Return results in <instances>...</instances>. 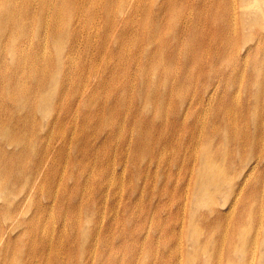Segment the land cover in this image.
Masks as SVG:
<instances>
[{
    "label": "rangeland",
    "instance_id": "374dc122",
    "mask_svg": "<svg viewBox=\"0 0 264 264\" xmlns=\"http://www.w3.org/2000/svg\"><path fill=\"white\" fill-rule=\"evenodd\" d=\"M228 168L227 191L200 181ZM246 193L262 214L264 0H0V264H87L97 247L91 262L121 264L100 257L110 219L156 261L199 264L193 228H244ZM257 236L227 259L264 264Z\"/></svg>",
    "mask_w": 264,
    "mask_h": 264
},
{
    "label": "bare ground",
    "instance_id": "6f19581e",
    "mask_svg": "<svg viewBox=\"0 0 264 264\" xmlns=\"http://www.w3.org/2000/svg\"><path fill=\"white\" fill-rule=\"evenodd\" d=\"M65 4V3H64ZM63 4V5H64ZM14 6L8 2L3 6V10H14ZM58 10V9H55ZM233 169L228 168L227 172H220V173H213L211 176L207 178H203L200 181H202L206 186L210 188H214L217 192L227 191V187L224 185V183H230L231 177H229V173H231ZM251 171L250 169L248 170ZM248 179L246 178V175H240L237 178V175L234 178V181L232 185H230V190L232 189V186L239 187L245 184V182ZM219 181H221L219 183ZM256 185L259 187L261 186V183L258 182ZM234 187V188H235ZM234 190V189H233ZM256 190V186H255ZM261 195V193H260ZM257 196L255 193L250 194L246 193V197L244 200V203L242 205V211L247 212V218L245 219V222L247 226H244V228L241 229L239 226H233L232 225V219L229 217H226L225 220L222 222L221 225V233L218 236L219 239L212 237L211 239H202V234L200 231L199 226H195L193 230L197 233L196 239H200L203 241L202 244V253L198 254L199 256V264H249L245 261V259L241 256H236L234 258V263L232 258L227 259L226 254V248L227 246L231 247L233 245V241L236 243V247L234 248V252L237 253L241 251V253H249L251 248L254 247L255 243L257 242L258 236L260 233L264 236V212L261 214L260 207H262L263 202H257V199L262 196ZM236 199V198H235ZM124 198L120 199V203H123ZM215 201V193H207L205 195V201L202 203L203 206L208 207L211 203H214ZM237 201H233L232 203L228 204L225 210L227 211H237V207L235 206ZM121 210V209H120ZM211 209H207L204 212V219L202 220V224H205L206 228L210 226V222L207 219V217H213L215 216L214 213H211ZM223 211V210H222ZM263 216L262 221L260 222L259 228L262 229V231H259L256 227V224L258 222V219L260 216ZM237 225H243L238 218L235 222ZM112 219L109 220L108 225H112ZM107 226L105 227V224L103 223L101 226V231H98L97 233V240L99 242L101 232L105 234L103 238V242H106L108 248H104V252L100 255L102 259L105 261V263H121V264H130V258H132L133 264H170L165 259L160 261H156L157 258V252L152 250L151 248L146 251L147 247V240H145V236L141 237L142 240H137L134 238L128 239L126 241H121V237H114L112 234L108 236L109 232L107 231ZM100 228V227H97ZM128 230V228H125ZM162 238L168 241L167 245L164 246L166 250L169 251V258L173 256L174 251L172 250L171 243L173 238V227L170 226L166 229H163L161 231ZM123 235V232L121 233ZM234 236V239H233ZM257 239H256V238ZM188 242H194L196 239L188 238ZM262 244L264 245V239L262 240ZM98 250V247L96 249H90L87 254V264H95V262H91L90 259L92 257L99 256L96 252ZM113 254L117 255V258L112 257ZM121 254L124 255L121 257ZM196 254V253H195ZM264 255V250L262 252ZM112 258H115L117 260H112ZM89 260V262H88ZM205 261V262H202ZM193 262L189 263L192 264Z\"/></svg>",
    "mask_w": 264,
    "mask_h": 264
}]
</instances>
